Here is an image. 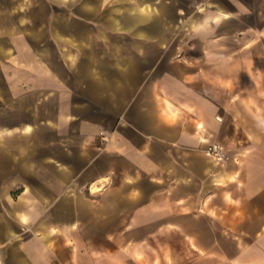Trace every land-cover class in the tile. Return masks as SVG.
I'll return each mask as SVG.
<instances>
[{
    "label": "crops",
    "instance_id": "1",
    "mask_svg": "<svg viewBox=\"0 0 264 264\" xmlns=\"http://www.w3.org/2000/svg\"><path fill=\"white\" fill-rule=\"evenodd\" d=\"M0 263L264 264V0H0Z\"/></svg>",
    "mask_w": 264,
    "mask_h": 264
},
{
    "label": "built area",
    "instance_id": "2",
    "mask_svg": "<svg viewBox=\"0 0 264 264\" xmlns=\"http://www.w3.org/2000/svg\"><path fill=\"white\" fill-rule=\"evenodd\" d=\"M204 153L215 162H222L226 158L225 149L219 142H210L205 147Z\"/></svg>",
    "mask_w": 264,
    "mask_h": 264
}]
</instances>
